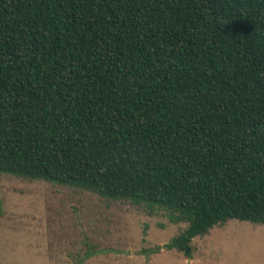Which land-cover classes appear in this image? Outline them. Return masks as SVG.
I'll return each instance as SVG.
<instances>
[{"label":"trees","instance_id":"trees-1","mask_svg":"<svg viewBox=\"0 0 264 264\" xmlns=\"http://www.w3.org/2000/svg\"><path fill=\"white\" fill-rule=\"evenodd\" d=\"M0 173L264 225V0H0Z\"/></svg>","mask_w":264,"mask_h":264},{"label":"rangeland","instance_id":"rangeland-1","mask_svg":"<svg viewBox=\"0 0 264 264\" xmlns=\"http://www.w3.org/2000/svg\"><path fill=\"white\" fill-rule=\"evenodd\" d=\"M186 227L165 210L0 173V264H264V225L230 219L164 247Z\"/></svg>","mask_w":264,"mask_h":264}]
</instances>
